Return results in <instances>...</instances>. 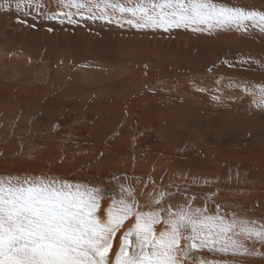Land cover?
Returning <instances> with one entry per match:
<instances>
[{"label": "rangeland", "instance_id": "rangeland-1", "mask_svg": "<svg viewBox=\"0 0 264 264\" xmlns=\"http://www.w3.org/2000/svg\"><path fill=\"white\" fill-rule=\"evenodd\" d=\"M232 3L239 6H246L249 9L264 10V0H232ZM45 4H52V0H46ZM44 13L39 12V16H45ZM108 28L115 29V31H104V33L110 35L112 33H116L114 35H120V41L122 42H124L123 40H125V42L127 41L126 43H130L131 41H137L136 43H138V40H140V42L144 41L148 43V50L151 49L153 53L150 55L152 63L148 62L147 65L152 66V69H154L156 73L161 74V76L152 75L151 78L153 79L149 80L152 81V83H149L146 80L145 82L140 83L138 87H141V91L143 89H146L147 86L152 88L153 93L151 95V98L156 101L155 104H163L164 107L165 101L167 102L166 106H168L170 109V111L164 113V118L162 115V111H160L162 118L160 117L158 120L156 119V121H158L155 122L156 124L163 125V127L160 129V132L153 131V129L157 127L155 123H153L154 125H149L148 123L142 121L145 126H150L149 132H151L152 135L156 134L157 136L159 134L157 136L158 139H156L158 140L157 142L154 138L156 147L154 148L152 146L150 148L152 150V155L156 156L154 160L157 161V156H160L161 160L164 162V165L162 164L163 171H158L159 178L156 180H151L155 181L156 185L171 184V189L173 188L175 192L177 190V187H179L182 192L187 193L188 197H190L192 192L200 193L198 194L195 201V204L197 206H202L204 203V200L202 198L207 194H211L212 201H214V203H209L210 210L214 209L215 203L224 206L234 205L236 206V208L233 209V212H237L242 215L246 214L252 219H255L257 222L264 221V108H257L256 104L253 102L254 99L257 98L253 97L250 93L244 90L245 87L264 84V33L260 32L259 29H249L248 31H237L235 29H217L211 32H193L190 29L184 28L173 29L169 32H165L163 30H137L129 27L120 28L115 24H110ZM7 32L10 34L9 29L7 30ZM75 33V35H77L79 32L76 31ZM14 34L15 33L11 32L9 37L15 38ZM16 38L18 40L13 39V41L10 40V42H7V39L2 38L0 33V46L2 44L3 47L7 45L4 50L2 46L0 47V67L1 64L3 65V60L8 62L6 63V66L8 67V73H0V84L3 86L1 87L0 85V175L25 173L39 175L47 173L48 175L55 174L69 179H71V176H74L75 178H72L74 179L73 181L86 182L82 178H87V175H91L93 172H95V174L97 173L96 171H92L91 168H89L90 165L94 164V161L99 160L101 157L103 158V156H110V153L118 150V147H116L115 139L118 137L117 135L121 133V130L125 127L124 121L123 123L116 124V128L111 129H108V126H106V124L104 127L99 126L98 129L94 128V126L91 124H98V117H100V114L103 113L100 111L101 109L108 108L112 112L116 113V109L118 106L111 105L109 103H101L100 101L103 96L95 91L97 87L92 88L93 85H88L91 87L85 85L80 86L82 87V89H80V87H74V85L72 86V83L75 84V86L77 85L75 82L69 81L67 79L63 81L64 83L62 82V80L53 81L51 82L52 84L49 83L50 86H45V88L42 90L38 89L37 92L34 91L35 93H30L36 86L46 85V81L42 83L38 79L39 77H42L40 75V71L42 70L41 68L43 66L42 64L46 63L47 60H39L38 57H35L37 53L35 54V51L33 50L34 48H32V50L27 48L26 43L28 42H26V40H20L18 36ZM2 42H4L5 44ZM17 42L19 45L17 44ZM22 46L23 49H21ZM8 47H10L11 50H9ZM18 49H20V51ZM35 50L38 51V55L40 57L44 56V49ZM125 50L126 48H124V51ZM132 50L135 51V48H132ZM137 51H141V48H138ZM260 53L261 57L263 58L260 57ZM158 54L160 58L159 64H157ZM65 56L66 54L61 55L60 58H58L54 62L55 65L52 64L50 66L51 70H55L54 68H56L57 71L60 72L61 70L59 68L64 67L68 62L71 61L72 57H75L76 55L75 53H70V55H68L67 57ZM37 58L39 61H35V59ZM125 60L126 58L124 59V61ZM84 62L85 60H83V58H80L76 62V66L71 67L72 70H74L77 66H82ZM48 63L50 64L52 62ZM134 63L138 64L136 62ZM156 65H158V67ZM3 67L4 66L1 67L0 71H2ZM19 71L21 72V75H19ZM15 76L18 77V79L15 78ZM32 77H36L37 80L33 79ZM142 78L144 80L146 77L142 76ZM59 79H61V77ZM194 79L201 80L202 85L194 86ZM206 80L207 85L205 84ZM7 82L9 85L7 84ZM14 82L16 84H14ZM169 82L171 91L166 97H162L161 101V98L157 94L158 89L166 88L169 85ZM68 84L72 87H70ZM203 84H205V86ZM4 86H8V88L5 87V89ZM101 86L103 87L104 84H101ZM127 86V84H121L115 86V88L121 89ZM48 87H50V91ZM62 88H66V90H68L70 94H64L65 96L61 95L60 97L62 98H58L55 101L51 99V101H53V103H51L53 106H51L50 102L48 101L49 96H54V93H57L58 89L60 90ZM98 88H100V86ZM178 88L186 89L185 91L187 93H191L196 96V100L194 98L185 100L180 93L175 92V90ZM201 89H203V91H201ZM22 93L25 95L20 96ZM77 93L81 97L79 96L80 99L78 98L76 100L75 98L76 95H78ZM213 96H218L219 100H214ZM63 97L64 99L67 98L66 100H64V102H62ZM69 99H72L75 102H85L86 100V102L90 101L92 103L91 107L88 110V113L90 115H84V117L86 118L85 120H78L77 118H75L76 124L74 123V126L87 124V126L85 125L86 129H84L83 131L92 132L91 135L88 136V138L83 136H73V133L71 136H68L67 134L63 135L62 131L60 130L59 132H57V134H46V132H44L52 125V117H55L58 111H61L60 114L71 111L73 112V114H75V117H77L76 114H80V111L76 112L73 110L72 107L75 106V103H72V100L70 101ZM176 101H178V103ZM257 102H259L258 99ZM21 105L23 106V108H20ZM42 106L51 111L50 114H48L49 116L42 114V110L40 111V107ZM49 107L51 109H49ZM83 107L80 108L84 109ZM186 107L187 109H190L187 110L185 109ZM82 111L84 113V110ZM137 112L140 113V110L136 111V113ZM20 113L22 116L20 115ZM130 113L134 115L132 112ZM23 116L25 117L23 118ZM115 118L116 115H114V119ZM2 124H4V126ZM31 124L32 127L30 126ZM164 125L166 126L164 127ZM36 126L38 128H36ZM62 126H65V124L59 125V127ZM89 127L91 128L89 129ZM33 129L35 130L33 131ZM39 129H42L43 132ZM161 133L163 135H160ZM97 134H99L100 136ZM62 139L65 142V145H68L69 147L67 156L69 160L62 158L58 159L59 154L56 144L58 146V143H60ZM27 141L30 143V145ZM166 142H170L171 146L173 143H175L176 147L174 146V150L172 149V147H169L167 151L164 150V147L167 145ZM71 144L75 145V147H73L72 149H70ZM23 145H26V148ZM114 145L116 148L114 147ZM23 148L27 149V151L23 152L24 154L22 153ZM229 148L231 149L229 150V152L227 150V152L230 154V156L227 157V155L229 154L224 149ZM205 149L209 151L207 152L205 151ZM215 149L217 150L216 153ZM188 150H190V152ZM221 150H223L222 153ZM121 153L124 154L123 151H121ZM223 153L226 154V156H224ZM122 154L121 156H123L124 159V155ZM223 156L227 158H224ZM219 158L223 160H220ZM208 159L211 161H209ZM226 159L228 160L226 161ZM167 160L172 163L171 166L174 173L170 174L167 171V169L171 168H167ZM225 161L227 162V164ZM229 161L231 164H229ZM252 161L257 162L251 163ZM154 163L155 162H153V164ZM213 163L214 165H212ZM218 163L220 164L218 165ZM258 163H261V165H259ZM123 164L125 165L124 160L120 161V163L117 164V168L120 170V172H115L114 174L111 173L112 171H114V169L107 166L105 171H102L99 174L100 178H105V181L103 183H98L101 184L99 186L104 187L107 190L113 189V185L116 183H122L125 184V186H128L132 185L131 183L136 181L139 189L138 192H140L141 190L145 192L152 191V186L150 184L151 182L146 179V177L131 176V173H133V169L129 168L127 165L124 166ZM188 164H190V168H188ZM229 165L230 167L234 166L232 167V170L229 168ZM225 168L228 171L225 170ZM121 170L125 171L121 172ZM205 171H208V173L206 174ZM221 171L225 175H223ZM167 172L170 174V176L166 174ZM185 173L186 175H184ZM219 173L223 175V178L219 179L220 177H222V175H220ZM142 174L145 175L144 170H142ZM187 174H189L190 176L192 175V177L188 176ZM174 175H178V177H172ZM196 177L199 178V182L197 183L201 184H199V186L196 185V182L193 183V178ZM201 177H203V180H201ZM204 177L211 181L213 184L211 182L208 183V185L203 183V181L205 180ZM136 178H140V183H137ZM171 178L174 180H172ZM167 179L171 181L168 183L169 180ZM242 179H244L246 182L250 181L249 183L252 184L251 190L248 186L246 188L244 187V191L246 193H249L246 198L236 194V191L241 188L238 186L242 185L239 182V180ZM220 180H222L223 183L225 180L226 183L223 184ZM215 182L217 187L215 186ZM217 182H219L220 184ZM237 182L240 184H238ZM111 184L112 186H110ZM145 184H148L147 188L144 187ZM211 185L214 186L212 187ZM173 189L171 190L172 192H174ZM181 197L182 199L185 198L184 196L177 194L171 197L168 202L174 203L176 201L182 200ZM146 199L147 197L143 199L144 201L141 199V202H145ZM106 203L107 201H105V204ZM257 203L258 207H256L255 210H251V208L254 207V204L256 205ZM226 211L232 212L230 208H226ZM256 247L264 252V249L260 248L259 245H257ZM236 259H239L241 261V264H264V255L238 257Z\"/></svg>", "mask_w": 264, "mask_h": 264}, {"label": "snow or ice", "instance_id": "snow-or-ice-1", "mask_svg": "<svg viewBox=\"0 0 264 264\" xmlns=\"http://www.w3.org/2000/svg\"><path fill=\"white\" fill-rule=\"evenodd\" d=\"M26 4L54 5L45 19L72 25L87 17L137 30L264 32V10L232 0H17L16 7ZM244 90L264 108V84ZM149 181L152 191L137 193L132 185L106 190L55 174L0 175V264H241L236 258L264 255L256 247L264 249V221L218 203L210 210L211 194L197 206L198 194ZM177 194L185 198L168 202Z\"/></svg>", "mask_w": 264, "mask_h": 264}, {"label": "bare ground", "instance_id": "bare-ground-1", "mask_svg": "<svg viewBox=\"0 0 264 264\" xmlns=\"http://www.w3.org/2000/svg\"><path fill=\"white\" fill-rule=\"evenodd\" d=\"M43 2L45 3L46 0H43ZM49 2V1H48ZM16 3L17 0H0V33L2 38L7 39V42L13 41V39H17L16 37L18 36L20 38V40L24 39L26 40L27 44V48L31 49L34 48L33 50L35 51V54L37 53V55H35V57H38L39 60L43 59V60H47L46 63L42 64V70L40 71V75L42 76L41 78L39 77V81H41L42 83L45 82L46 85L43 86H36L35 88H33V90L30 92H34L38 89L42 90L45 88V86H50V84H52L51 82L56 81V80H62V82L67 79L69 81H73L76 83L77 86H75V84H71L72 86L74 85V87H80V86H85V85H93L92 88H96L95 91L99 94H101L103 97L101 99V103H109L111 105H117V109H116V113L112 112L110 109L105 108V109H101L100 111L103 112L100 114V117H98V124H91L94 126V128L100 127H104L105 124L106 126H108V129L111 128H116V124L118 123H123V121L125 122V127L121 130V133H119L117 136L116 140V147H118V150L110 153V156H103V158L101 157L99 160L94 161L95 163L90 165L89 168H91L92 171H96L97 173L95 174V172H93L91 175H87V178H82L84 179L86 182L90 183L91 185H101L98 183H103L105 181V178H100L99 174L102 171H105L106 167H112V169H114V171H110L111 173H117L120 172V170L117 168V164L120 163V161L124 160L125 165H127L129 168L133 169V173H131V176H143L146 177V179L149 180V177L152 180H156L159 178V173L158 171L162 172L163 171V167L162 164L164 165V162L161 160L160 156H157V161L154 160V158L156 156L152 155V150L150 147H156L155 146V142H154V138L155 140L158 139V135L156 136V134H151V132H149L150 130V126H145L143 124V122L148 123L149 125H152L156 121V119L158 120L160 117L163 118L165 117L164 113L170 111L169 107L166 106L167 102L164 101L165 105L163 107V104H159L161 106H159L158 104H155V100H153L151 98V95L153 93V89L150 88L149 86H147L146 89H143L141 91V87H139L140 83H143L147 80V82L152 83V81H149L153 78V76H161L160 73H156L154 69H152V66H148L147 63H152L151 62V58L150 55L153 53L151 49L148 50V43L138 40V43L136 42H130V43H126L125 40H123L124 42L120 41L119 36H116L114 34L116 33H112L110 34H106L104 33L107 31H111L114 32L115 29H109L108 26L110 25L109 23L102 21V20H91L88 19L87 17L81 18V17H76V19L79 21L76 25H72L69 24L67 22L66 18L63 17H58L56 19H45V16H39V12H45L44 14H46V12H48V10H55L54 9V5L52 6V8L50 9H38L36 7L35 4H31L28 5L26 4L25 6H22L20 9H18L16 7ZM52 5V4H49ZM43 15V14H42ZM114 25V24H113ZM112 27V26H111ZM10 30V34L11 32L15 33L14 37L15 38H11L9 37V33L7 32V30ZM17 31V32H15ZM76 31H78L79 33L77 35H75ZM264 33V32H263ZM9 34V35H8ZM18 40V39H17ZM1 41V40H0ZM15 42V41H14ZM4 43V42H2ZM12 43V42H11ZM5 44V43H4ZM9 44V43H8ZM18 44V42H17ZM3 45V44H2ZM1 45V46H2ZM19 45V44H18ZM25 45V44H24ZM0 46V47H1ZM7 46V45H6ZM6 46H2L3 50L5 49ZM14 46V45H13ZM16 46V45H15ZM9 50L10 47H8ZM13 48V47H12ZM26 48V50H27ZM124 48H126V50L124 51ZM132 48H135V51L132 50ZM138 48H141V51H137ZM16 49V48H15ZM23 49V46L22 48ZM35 49L38 50H42L44 49V56H39L38 55V51H36ZM8 50V49H7ZM17 50V49H16ZM20 51V49H18ZM2 51V49H1ZM33 51V52H34ZM124 51V52H123ZM15 52V51H14ZM17 52V51H16ZM25 52V51H24ZM32 52V53H33ZM155 52V51H154ZM70 53H75V57H72L71 61L68 62L64 67H60L59 69L61 70L60 72L57 71L56 68H54L55 70H51V65L54 64L55 65V61L60 58L61 55L66 54L65 57H67L68 55H70ZM127 53V54H124ZM29 54V53H27ZM42 55V54H41ZM49 55V56H48ZM126 55V56H124ZM257 55V54H256ZM260 57H261V53H260ZM35 59L36 60H38ZM83 58V60H85L84 64L82 66H77L74 70H72L71 67H75L76 62L80 59ZM126 58V60L124 61V59ZM158 63H160V58H159V54H158ZM252 58V57H251ZM263 58V57H261ZM19 59V58H18ZM34 60V59H33ZM38 60V61H39ZM33 62V61H32ZM48 62H52V63H48ZM125 62V63H123ZM130 62V63H127ZM133 62V63H132ZM134 62L138 63L135 64ZM3 65L1 64V67H3L2 71H0V73L2 74H6L8 73L7 69L8 67L6 66V61H2ZM12 63V62H11ZM34 63V62H33ZM167 63V62H166ZM80 64V63H79ZM145 64V65H143ZM226 64V63H225ZM12 65V64H11ZM81 65V64H80ZM29 66V64H28ZM35 66V65H34ZM158 67V65H156ZM0 67V69H1ZM20 67V66H19ZM23 68V67H22ZM33 68V66H32ZM38 68V67H37ZM160 68V67H159ZM19 70V69H18ZM4 71V72H3ZM23 71V70H22ZM28 71V70H27ZM37 71V70H36ZM63 72V73H62ZM19 75H21V72L19 71ZM25 73V72H23ZM61 75H60V74ZM18 74V73H16ZM33 74V73H32ZM24 75V74H23ZM22 75V76H23ZM21 76V77H22ZM30 76V75H29ZM28 76V77H29ZM57 76V77H56ZM61 79H59L60 77ZM142 76H145L146 78L143 80ZM235 76V75H234ZM37 77V76H36ZM36 77H32L33 79H36ZM15 78L18 79V77L15 76ZM20 78V77H19ZM230 79V78H229ZM20 80V79H19ZM37 80V79H36ZM34 80V81H36ZM7 81V80H6ZM23 81V80H21ZM199 81V82H198ZM211 81V80H210ZM1 82V80H0ZM13 82V81H12ZM17 82V81H16ZM256 82V81H255ZM19 83V82H18ZM33 83V82H32ZM37 83V82H36ZM64 83V82H63ZM68 83V82H67ZM71 83V82H70ZM8 84V82H7ZM14 84H16L14 82ZM23 84V83H22ZM101 84H104V86L102 87ZM121 84H127V87H123L121 89L115 88V86L117 85H121ZM207 85V80L206 83ZM205 84H203L205 86ZM1 85V84H0ZM9 85V84H8ZM12 85V83H11ZM24 85V84H23ZM39 85V84H37ZM69 85V84H68ZM97 85V86H96ZM202 85V81L199 79H194V86H201ZM209 85V84H208ZM21 86V84H20ZM32 86V85H31ZM65 86V85H64ZM70 86V85H69ZM70 86V87H72ZM100 86V88H98ZM1 87H3L1 85ZM6 86H4L5 88ZM26 87V86H25ZM91 87V86H88ZM8 88V86L6 87ZM5 88V89H6ZM47 88V87H46ZM49 91H50V87ZM57 88V87H56ZM55 88V89H56ZM90 88V89H92ZM208 88V87H207ZM237 88V87H236ZM14 89V88H13ZM63 89V90H62ZM62 89H58L57 93H54V96H49V102L50 104L53 103V101H51V99H53L54 101L57 100L58 98H62L60 97L61 95L65 96L64 94H70V92L68 90H66V88H62ZM70 89V88H69ZM80 89H82V87H80ZM52 90V89H51ZM186 89L184 88H178L175 90V92L180 93L185 100L191 99V98H196L195 95L191 94V93H187L185 91ZM13 91V90H12ZM20 91V89H19ZM23 91V90H22ZM29 91V90H28ZM48 91V90H47ZM55 91V90H54ZM171 91V87H170V82L169 85L166 88H159L158 89V96L161 98L162 101V97H166L168 95V93ZM192 91V90H191ZM228 91V90H227ZM42 92V91H40ZM44 92V91H43ZM21 93V92H20ZM27 93V92H26ZM35 93V92H34ZM46 93V92H45ZM44 93V94H45ZM14 94V93H13ZM47 94V93H46ZM51 94V93H49ZM56 94V95H55ZM76 94V93H75ZM78 94V93H77ZM238 94V93H237ZM1 95V94H0ZM25 94H21L20 96H23ZM73 95V94H72ZM70 95V96H72ZM79 94L76 95V100L79 98ZM199 96V95H198ZM27 97V96H25ZM81 97V96H80ZM144 97V98H143ZM239 97V96H238ZM2 98V96H1ZM45 98V97H44ZM42 98V99H44ZM200 98V97H199ZM67 99V98H66ZM63 97V101L66 100ZM80 99V98H79ZM85 99V98H84ZM82 99V100H84ZM193 99V100H194ZM70 100V99H69ZM72 100V99H71ZM70 100V101H71ZM196 100V99H195ZM59 102V101H58ZM178 103V101H176ZM188 102V101H187ZM234 102V101H232ZM231 102V103H232ZM237 102V101H236ZM72 103H75L72 108L74 111H80V114H76L77 117H75V114H73V112L68 111L65 112L63 114H60L61 111H58V113L56 114L55 117H52V125L47 128L44 132L49 133V134H57V132L62 131L63 135L67 134L68 136H71L73 133V136H83V137H87L89 135H91L92 132H84L83 130L86 129L87 124L85 125H81V126H74V123L76 124V119L78 120H85L86 118L84 117V115L89 114L88 110L91 107V102H82V101H73ZM162 103V102H161ZM9 104V103H8ZM17 104V103H16ZM19 104V103H18ZM58 104V103H57ZM169 104V103H168ZM201 104V103H199ZM198 104V105H199ZM45 105V104H43ZM172 105V104H171ZM174 105V104H173ZM51 106H53L51 104ZM62 106V105H61ZM84 106V107H83ZM180 106V105H179ZM251 106V105H250ZM10 107V105H9ZM19 107V106H18ZM80 107H83L84 109H81ZM189 107V106H188ZM7 108V107H6ZM20 108H23V106L21 105ZM45 108V109H44ZM177 108V107H176ZM19 109V108H18ZM49 109H51L49 107ZM54 109V108H53ZM140 110V113H136V111ZM172 109V108H171ZM187 109V107L185 108ZM190 109V108H188ZM187 109V110H188ZM21 110V109H20ZM42 110V114L44 115H48L50 114L51 111H49L46 107H40V111ZM55 110V109H54ZM84 110V113L83 111ZM183 110V109H182ZM181 110V112H182ZM186 110V111H187ZM18 111V110H17ZM44 111V112H43ZM160 111H162V115L160 113ZM174 111V110H172ZM177 111V110H176ZM175 111V112H176ZM54 112V111H52ZM130 112H132L134 115H132ZM185 112V111H184ZM195 112V111H194ZM14 113V112H13ZM55 114V113H54ZM170 114V113H168ZM173 114V113H171ZM192 114V113H191ZM6 115V114H5ZM15 115V114H14ZM21 115V113H20ZM24 115V114H23ZM43 115V116H44ZM53 115V114H52ZM90 115V114H89ZM114 115H116V118L114 119ZM193 115V114H192ZM22 116V115H21ZM49 116V115H48ZM51 116V115H50ZM3 117V116H2ZM25 116H23L24 118ZM32 117V115H31ZM47 117V116H46ZM89 117V116H88ZM87 117V118H88ZM152 118V119H151ZM167 118V117H166ZM150 119V120H149ZM32 120V119H31ZM89 120V119H88ZM3 121V119H2ZM21 121V120H20ZM23 121V119H22ZM143 121V122H142ZM29 123V120H28ZM31 123V122H30ZM34 124V123H32ZM32 124L30 125L32 127ZM60 124H65V126L59 127ZM79 124V122H78ZM4 126V124H2ZM1 125V126H2ZM18 125V124H17ZM28 125V124H27ZM73 125V126H71ZM154 125V124H153ZM157 126L155 129H153V131L155 132H160V129L163 127V125L161 124H156ZM49 126V125H48ZM47 126V127H48ZM166 125H164L165 127ZM42 127V126H41ZM46 127V126H45ZM34 128V127H33ZM36 128H38L36 126ZM91 127H89L90 129ZM2 129V128H1ZM32 129V128H31ZM209 129V128H208ZM35 129H33L34 131ZM40 130V129H39ZM42 130V129H41ZM40 130V131H41ZM118 130V129H117ZM32 131V132H33ZM152 131V130H151ZM163 131V130H162ZM43 132V130H42ZM41 132V133H42ZM120 132V131H119ZM173 132V131H172ZM34 133V132H33ZM38 133V132H37ZM99 133V132H98ZM118 133V132H117ZM30 134V133H29ZM44 134V133H43ZM105 134V133H104ZM112 134V133H111ZM2 135V133H1ZM99 135V134H97ZM116 135V134H115ZM160 135H163L162 133ZM25 136V135H24ZM58 136V135H57ZM100 136V135H99ZM154 136V137H153ZM104 137V136H103ZM113 137V136H112ZM6 138V137H5ZM4 138V139H5ZM35 138V137H34ZM97 138V136H96ZM115 138V137H114ZM160 138V137H159ZM163 138V136H162ZM27 139V138H25ZM48 140V139H47ZM113 140V138H112ZM195 140V139H194ZM219 140V139H218ZM53 141V140H52ZM158 140H156L157 142ZM198 141V140H197ZM200 141V140H199ZM28 142V141H27ZM22 143V142H21ZM29 143V142H28ZM71 143V142H70ZM162 143V142H161ZM167 145L164 147V150H168L169 147H172V149L174 150V146L176 147V144L173 143L172 146L170 144V142H166ZM75 144V143H74ZM230 144V143H229ZM5 145V144H4ZM30 145V143H29ZM55 145V144H54ZM197 145V144H196ZM24 146V145H23ZM26 146V145H25ZM24 146V147H25ZM111 146V145H110ZM198 146V145H197ZM206 146V145H205ZM212 146V145H211ZM56 147H58V159L62 158V159H67L69 160L68 156V150L69 147L68 145H65V142L63 141V139L60 141V143H58V146L56 144ZM75 147V145L71 144V148ZM79 147V145H78ZM115 147V145H114ZM115 147V148H116ZM209 147V146H208ZM26 148V147H25ZM23 148L22 149V153L27 151V149ZM77 148V147H76ZM126 148V149H125ZM193 148V147H192ZM33 149V148H32ZM204 149V148H203ZM229 149H224L230 150ZM107 150V149H106ZM111 150V149H110ZM200 150V149H199ZM40 151V150H39ZM72 151V150H71ZM70 151V152H71ZM79 151V148H78ZM121 151H123L124 154L121 153ZM190 152V150H188ZM192 151V150H191ZM196 151V150H194ZM205 151H209L206 150ZM216 149H215V153H216ZM223 150H221L222 153ZM163 152V151H162ZM204 152V150H203ZM211 152V150H210ZM209 152V155H210ZM220 152V150H219ZM227 152V153H228ZM232 152V151H231ZM230 152V153H231ZM259 152V151H258ZM38 153V152H37ZM72 153V152H71ZM225 153V152H224ZM224 156H226V154H224ZM24 154V153H23ZM30 154V152H29ZM75 154V153H74ZM105 154V153H104ZM124 155V159L123 156ZM212 154V153H211ZM229 154V153H228ZM234 154V153H233ZM232 154V156H233ZM33 155V154H32ZM207 155V154H206ZM23 156V155H22ZM34 156V155H33ZM47 156V155H46ZM216 156V154H215ZM219 156V154H218ZM221 156V155H220ZM223 156V157H224ZM230 156L227 155V157ZM16 157V156H15ZM30 157V156H29ZM197 157V156H196ZM200 157V155H199ZM222 157V156H221ZM224 157V158H227ZM262 157V156H261ZM26 158V157H25ZM28 158V157H27ZM32 158V156H31ZM170 158V157H169ZM168 158V159H169ZM215 158V157H214ZM218 158V157H217ZM260 158V157H259ZM30 159V158H29ZM165 159V158H164ZM192 159V158H191ZM198 159V158H197ZM205 159V158H204ZM203 159V160H204ZM220 160H223L221 158H219ZM209 160V159H208ZM214 160V159H213ZM228 159H226L227 161ZM43 161V160H42ZM168 161V160H167ZM189 161V160H188ZM194 161V160H193ZM211 161V160H209ZM225 161V162H226ZM260 161V160H259ZM153 162H155L153 164ZM200 162V161H198ZM223 162V161H222ZM232 162V161H231ZM257 161H252L251 163H255ZM46 163V162H45ZM168 167H171L169 169H167V171L171 174L174 173L172 170V166H171V162L168 161ZM237 163V162H236ZM250 163V164H251ZM262 163V161H261ZM261 163L259 165H261ZM44 164V162H43ZM202 164V163H201ZM220 163H218L219 165ZM222 164V163H221ZM227 164V162H226ZM229 164L230 161H229ZM235 164V162H234ZM232 164V165H234ZM124 165V164H123ZM124 165V166H125ZM190 164H188L189 166ZM206 165V164H205ZM208 165V164H207ZM214 165V163L212 164ZM223 165V164H222ZM217 166V164H216ZM257 166V165H256ZM183 167V166H182ZM219 167V166H218ZM234 167V166H232ZM232 167L229 168L232 170ZM236 167V165H235ZM117 168V169H115ZM157 168V169H156ZM190 168V166L188 167ZM221 168V167H220ZM223 168V167H222ZM227 168V167H226ZM225 168V170H227ZM128 169V168H127ZM212 169V168H211ZM245 169V168H243ZM257 169V168H256ZM264 169V168H263ZM126 170V168H125ZM125 170H121V172L125 171ZM142 170H144L145 175L142 174ZM165 170V168H164ZM185 170V169H183ZM200 170V169H198ZM241 170V169H240ZM189 171V170H187ZM186 171V172H187ZM209 171V170H208ZM208 171L206 172V174L208 173ZM220 171V169H219ZM228 171V170H227ZM235 171V170H234ZM244 171V170H243ZM130 172V171H129ZM128 172V173H129ZM166 173L170 176L169 173ZM183 172V171H180ZM192 172V171H191ZM190 172V173H191ZM197 172V171H196ZM215 172V171H214ZM218 172V171H217ZM222 172V171H221ZM220 172V173H221ZM232 172V171H230ZM188 173V172H187ZM210 173V172H209ZM219 173V174H220ZM228 173V172H226ZM262 173V172H261ZM183 174V173H182ZM199 174V173H198ZM214 174V173H213ZM223 174V172H222ZM220 174V175H222ZM127 175V174H126ZM186 175V173L184 174ZM188 176H190L189 174H187ZM195 175V174H194ZM193 175V176H194ZM197 175V174H196ZM212 175V174H210ZM219 175V177H220ZM225 175V174H223ZM220 177L219 179L223 178ZM104 176V175H103ZM120 176V175H119ZM130 176V177H131ZM163 176V175H162ZM161 176V177H162ZM230 176V175H228ZM160 177V178H161ZM177 178V176H172ZM186 177V176H185ZM192 177V175L190 176ZM199 177V176H197ZM196 177V178H197ZM207 177V176H205ZM204 177V179H206ZM213 177V176H211ZM216 177V176H215ZM233 177V176H231ZM230 177V178H231ZM75 178L74 176H71V179ZM114 178V177H112ZM111 178V179H112ZM184 178V177H183ZM203 177H201V180ZM217 178V177H216ZM69 179V178H68ZM108 179V177H107ZM131 179V178H130ZM133 179V178H132ZM142 179V178H141ZM172 179V178H171ZM210 179V178H209ZM228 179V177H227ZM233 179V178H232ZM264 179V178H263ZM74 180V179H72ZM115 180V179H114ZM169 180V179H167ZM174 180V179H172ZM187 180V179H184ZM194 180V178H193ZM208 180V179H207ZM213 180V178H212ZM231 180V179H229ZM171 180L168 181V183ZM192 181V179H191ZM222 181V180H220ZM116 182V181H115ZM175 182V181H174ZM172 182V183H174ZM199 182V181H198ZM198 182H196V185L199 186V184H197ZM239 182L242 184L239 190L236 191V194L243 196V197H247L249 193H246L244 191V187L246 188L247 186L250 187L249 189L251 190V183H249L250 181L246 182L244 179L239 180ZM125 183V182H124ZM140 183V182H139ZM150 183V182H149ZM167 183V184H168ZM195 183V182H193ZM212 183V182H211ZM219 183V182H217ZM223 183V181H222ZM224 183H226V181L224 180ZM223 183V184H224ZM238 183V182H237ZM238 183V184H240ZM114 184V183H113ZM122 184V183H121ZM134 187H136L137 189V193H139V189H138V185L136 184V181L131 183ZM151 184V183H150ZM213 184V183H212ZM220 184V183H219ZM237 184V185H238ZM254 184V183H253ZM264 184V183H263ZM103 185V184H102ZM115 185V186H114ZM113 185V189L114 188H118L119 184H114ZM201 185V184H200ZM208 185V184H206ZM106 186V185H105ZM112 186V184L110 185ZM152 186V185H151ZM212 186V185H211ZM214 186V185H213ZM212 186V187H213ZM215 186H216V182H215ZM260 186V185H259ZM100 187V186H99ZM174 187V186H173ZM217 187V186H216ZM253 187V186H252ZM112 188V187H109ZM215 188V187H214ZM255 188V187H254ZM261 188V187H260ZM173 189V188H172ZM171 189V190H172ZM190 189V188H189ZM262 189V188H261ZM150 190V189H149ZM217 190V189H216ZM246 190V189H245ZM248 190V189H247ZM173 191L175 192V190L173 189ZM184 191V190H183ZM225 192V191H224ZM229 192V190H228ZM194 193V192H192ZM259 193V192H258ZM262 193V192H261ZM196 194H200V193H196ZM203 194V193H202ZM215 194V193H214ZM229 194V193H228ZM235 194V193H233ZM251 194V193H250ZM254 194V192H253ZM187 195V193H186ZM204 195V194H203ZM208 195V194H207ZM212 196V195H211ZM227 196V195H226ZM251 196V195H249ZM147 196H142L139 197L140 202L141 199L143 200L144 198H146ZM241 198V197H240ZM182 199V197H181ZM201 199V198H200ZM203 199V198H202ZM219 200V199H218ZM236 200V199H235ZM243 200V199H242ZM245 200V199H244ZM144 201V200H143ZM201 201V200H200ZM202 202V201H201ZM144 203V202H141ZM263 204V203H261ZM212 205V204H211ZM215 205V204H214ZM227 205V204H226ZM236 205V204H235ZM239 205V204H237ZM224 206V205H222ZM251 206V205H250ZM264 206V205H263ZM213 207V206H212ZM256 207H258V203L255 205L254 207L251 208V210H255ZM226 208H230V210L233 212V209L236 208V206L234 205H227ZM264 209V208H263ZM230 212V211H229ZM262 214V213H261ZM263 215V214H262ZM261 220V219H260Z\"/></svg>", "mask_w": 264, "mask_h": 264}]
</instances>
